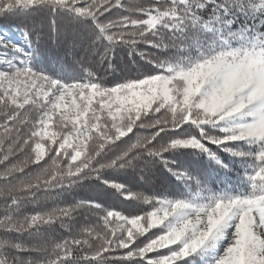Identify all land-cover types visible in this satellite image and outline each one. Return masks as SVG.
<instances>
[{
    "label": "snow or ice",
    "instance_id": "snow-or-ice-1",
    "mask_svg": "<svg viewBox=\"0 0 264 264\" xmlns=\"http://www.w3.org/2000/svg\"><path fill=\"white\" fill-rule=\"evenodd\" d=\"M32 8L87 20L93 45L104 49L100 62L126 48L153 70L109 87L89 70L86 81L64 83L34 71L27 58L0 59V165L29 153L0 172V230L41 237L30 247L0 239V264H264V0H0V15ZM241 17L252 23L236 27ZM9 45L0 38V48ZM181 150L226 177L238 165L246 190L213 191L173 166L169 154ZM141 162L159 163L185 191L144 195L103 178ZM29 165L40 166L35 175H15ZM89 179L148 208L124 212L88 200L17 218L39 194L53 198ZM81 214L95 223L71 239L45 238L56 225L73 232Z\"/></svg>",
    "mask_w": 264,
    "mask_h": 264
},
{
    "label": "trees",
    "instance_id": "trees-1",
    "mask_svg": "<svg viewBox=\"0 0 264 264\" xmlns=\"http://www.w3.org/2000/svg\"><path fill=\"white\" fill-rule=\"evenodd\" d=\"M126 5L147 6L155 3V0H122ZM123 14H128L123 12ZM112 19H116L120 13L113 10ZM103 19V18H102ZM241 23H249V18L241 17L235 25L239 27ZM7 34L10 41L16 42L19 37L23 39L22 55L13 53L9 48H0V59H16L19 63L20 59L27 58L29 66L36 72L58 79L64 83H72L74 81H86L88 77L85 70L93 72V79L106 86H114L127 79L135 78L144 73L151 72L153 66L147 63V59H141L137 55L134 59L128 55L126 48L116 49L114 55L100 62V54L103 53L102 47L94 46L92 43L91 25L87 20L75 19L70 14L56 10L52 11L48 8H32L28 10H16L11 13L0 15V38L1 33ZM20 45V43H15ZM139 50L149 55L156 54V49H151L145 44L139 45ZM111 64V67L109 66ZM2 67V66H0ZM2 122V118H0ZM27 131V129L25 130ZM3 129L0 128V134ZM127 139V138H125ZM8 141H5V150ZM30 152V150H29ZM29 153H17L10 157L6 165H0V172L5 167H10L12 163H17L25 158ZM221 159L231 164V158L224 153H218ZM175 161L174 167L181 168L205 179L208 186L213 191L230 190H246V185H240L238 182L239 175H243V171L239 173L238 165H231L232 172L226 177L225 174L218 170L215 165L211 164L203 156H194L189 150H181L168 157ZM43 164V161L41 162ZM39 165H29L25 169V173L15 174L20 179L27 175H35L39 170ZM143 168V172L140 171ZM140 168L123 169V170H107L103 173V178L114 180L124 184L132 192L143 193L144 195H158L172 198L185 191L183 183L179 182L169 171H167L159 163L144 165L140 163ZM4 182L0 181V186ZM40 198L34 202L25 203L19 210L17 218L24 215H30L35 212L49 211L53 207L64 206L68 203L79 201L94 200L103 205L105 208H115L124 212H136L140 209H147V205H143L137 201L125 200L121 194L112 188L106 187L97 179H89L69 192H62L53 198L45 199L43 193L39 194ZM10 203V201H9ZM4 201L0 198V218H3ZM73 232L69 233L65 229H61L56 225L48 234L47 239H71L79 227L86 223H95V218L81 214L73 220ZM155 231V230H153ZM14 238L17 242L25 246H34L41 237L30 236L27 233L21 235L6 234L0 230V239ZM144 239L143 237L141 238ZM161 251L166 252V249ZM25 258H36V253H24ZM150 255H155L151 253Z\"/></svg>",
    "mask_w": 264,
    "mask_h": 264
},
{
    "label": "rangeland",
    "instance_id": "rangeland-1",
    "mask_svg": "<svg viewBox=\"0 0 264 264\" xmlns=\"http://www.w3.org/2000/svg\"><path fill=\"white\" fill-rule=\"evenodd\" d=\"M1 38L4 41V43L11 44L14 47H19L21 50H23V48H22V46H23V39L21 37H19L18 40H16V42L17 43H20V45L15 44L16 42H13V41L8 40L7 34L4 33V32L1 33ZM11 45H9L8 48L12 50Z\"/></svg>",
    "mask_w": 264,
    "mask_h": 264
}]
</instances>
